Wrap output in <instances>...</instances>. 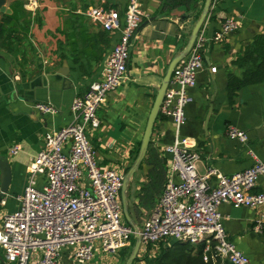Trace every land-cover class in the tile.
<instances>
[{"label":"crops","instance_id":"crops-1","mask_svg":"<svg viewBox=\"0 0 264 264\" xmlns=\"http://www.w3.org/2000/svg\"><path fill=\"white\" fill-rule=\"evenodd\" d=\"M129 2L39 0L33 14L38 12L39 21L32 24L24 47L11 54L0 46V155L8 158L12 168L8 193L0 196V226L2 216L19 207L17 196L24 192L28 167L44 147L46 133L72 121L70 107L74 97L101 77L118 40V33L106 31L84 12L90 6H106L124 16ZM139 3L142 22L133 39L128 70L121 85L108 95L106 104L97 112L100 127L90 133L99 165L113 166L124 174L138 155L167 68L187 43L197 20V13L185 6L165 11L164 0H139ZM77 15L83 17L79 19ZM229 17L239 22V30L216 42L215 32ZM205 29L210 41L197 85L189 90L187 120L178 131L173 120L159 112L148 148L151 161H144L130 180L127 202L130 216L139 226L154 209L169 180L172 154L165 146L173 144L177 135L183 145L200 152L201 159L197 162L200 175L210 168L231 175L251 167L254 156L249 150L264 159V81L243 87L235 103L230 102L227 90L229 73L238 76L243 73L235 60L257 34L264 33V0H220L211 8ZM67 68L69 74L65 77L60 71ZM38 103L52 104L57 113L38 110ZM230 125L245 130L249 142L230 139L227 135ZM15 144H20L21 149L13 155L10 150ZM138 171L143 185L136 183ZM39 180L41 185L45 182L43 176ZM210 182L215 185L217 177L212 176ZM254 191H264V174L258 178ZM220 211L230 239L252 264H264V232L259 234L254 229L260 211L228 203H223ZM97 254L102 264H121L124 260L121 252L111 257L113 254L99 248ZM0 264H11L1 246ZM61 264H78L73 248L63 250Z\"/></svg>","mask_w":264,"mask_h":264},{"label":"built area","instance_id":"built-area-1","mask_svg":"<svg viewBox=\"0 0 264 264\" xmlns=\"http://www.w3.org/2000/svg\"><path fill=\"white\" fill-rule=\"evenodd\" d=\"M219 1L213 0L211 8ZM24 7L35 14L39 0H24ZM84 14L106 31L118 33V40L101 77L74 97L72 121L46 133L44 147L28 167L24 192L17 196L19 207L2 216L0 246L11 264H61L62 252L68 247L73 248L78 264H91L99 248L113 255L130 248L137 232L123 212L124 173L113 166L99 165L90 133L100 127L97 112L121 85L128 70L143 13L139 0H130L124 16L106 6H90ZM239 26L236 19L229 17L213 39L222 42ZM209 41L204 25L188 56L174 69L166 90L160 112L173 120L178 131L187 120L189 90L197 85ZM212 70L216 71V67ZM36 108L57 113L50 103H38ZM227 135L243 144L249 142L247 132L234 125L227 128ZM20 149V144H15L10 152L15 155ZM165 150L172 154L171 174L159 201L140 225V257H153L161 246L181 242L196 246L195 251L201 246L206 262L252 264L230 239L220 206L228 203L259 210L254 229L259 234L264 232V191H254L264 174V159L249 150L254 156L251 167L231 175L210 168L200 175V152L183 145L179 135ZM40 176L45 179L42 185ZM212 176L217 177L215 185L210 182Z\"/></svg>","mask_w":264,"mask_h":264},{"label":"trees","instance_id":"trees-1","mask_svg":"<svg viewBox=\"0 0 264 264\" xmlns=\"http://www.w3.org/2000/svg\"><path fill=\"white\" fill-rule=\"evenodd\" d=\"M204 3L205 0H164L163 10L166 11L179 6H185L187 10L196 12V17L198 18ZM9 7L12 13L0 12V46L8 53L12 54L19 51L25 44V40L28 39L30 34L32 24L39 20L38 12L34 16L32 12L24 7V0H13ZM82 17L81 15H77L79 19ZM94 37H97V35L95 34ZM234 64L243 69V73L241 76L231 72L229 73L227 90L231 103H235V97L243 87L264 81V33L257 34L253 38L252 42L242 50ZM151 144L152 142L150 146ZM150 152L151 149H148L144 161H151ZM195 247L194 245L181 242H174L171 246L167 247L161 246L156 257L150 260L149 263L213 264L211 261H205L201 246H197V251H195ZM125 252L126 249L121 251L123 258ZM136 260H139V258Z\"/></svg>","mask_w":264,"mask_h":264},{"label":"water","instance_id":"water-1","mask_svg":"<svg viewBox=\"0 0 264 264\" xmlns=\"http://www.w3.org/2000/svg\"><path fill=\"white\" fill-rule=\"evenodd\" d=\"M213 0H205L203 9L193 24L191 31L189 33V37L187 40V43L185 44L184 47L181 48V50L174 56V58L171 60L167 72L165 74V77L163 79L162 85L158 90L153 108L151 110L148 123L146 126V130L141 142V146L138 152V155L133 163V165L129 168L128 171L125 172L124 178H123V186L121 189V200L123 204V212L125 219L127 222L132 225L136 232L135 235V244L132 248L131 254L129 258L127 259L125 264H134V261L138 258L139 252H140V247H141V235H140V226L137 225L133 219L130 216V211H129V206L127 202V189L129 187V183L135 172L140 168V166L143 164L147 153H148V148L150 143L152 142V135L154 131V126L157 120V117L160 112V108L162 105V102L164 100L166 90L169 86L172 74L176 66L182 62L190 53L191 49L193 48L195 41L197 39L198 34L202 30L203 26L205 25L211 7H212ZM0 12L2 13H12L11 8L8 5V0H0ZM60 73L67 77L69 74L68 68L66 70H61ZM0 172H1V197H4L6 193H8L9 190V185L12 180V168H11V163L9 162L8 158L5 156L0 155Z\"/></svg>","mask_w":264,"mask_h":264},{"label":"rangeland","instance_id":"rangeland-1","mask_svg":"<svg viewBox=\"0 0 264 264\" xmlns=\"http://www.w3.org/2000/svg\"><path fill=\"white\" fill-rule=\"evenodd\" d=\"M11 1L12 0H8V5L10 4ZM139 174H140V171H138L137 174H136V183H139L140 185H143L144 182H142V180L139 179ZM135 240L136 239L133 238L131 247L126 249L124 260L122 261L121 264H125L127 259L129 258L130 254H131V251H132V248H133V246L135 244ZM96 256L98 257V260L95 262ZM110 256L111 257H115L114 255H110ZM139 258H141V259L140 260H135L134 264H150L149 261L153 259V257H148L146 259H143L144 256L141 255V257H140V254H139ZM93 262H95L94 264H102L103 263V261L101 260L100 256L97 254V252H96V255H95V258H94ZM224 264H226V263H224Z\"/></svg>","mask_w":264,"mask_h":264}]
</instances>
